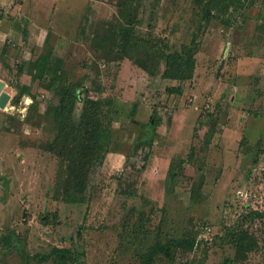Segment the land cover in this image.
<instances>
[{"label":"rangeland","instance_id":"rangeland-1","mask_svg":"<svg viewBox=\"0 0 264 264\" xmlns=\"http://www.w3.org/2000/svg\"><path fill=\"white\" fill-rule=\"evenodd\" d=\"M117 1L0 0L1 92L9 95L0 107V237L16 243L7 249L0 241V264H57V256L26 259L53 248L72 253L65 264H130L156 234L164 241L188 231L206 243L156 264H264V217L250 216L264 213L262 0L236 2L237 9L206 26L193 77L179 95L165 92L175 80L152 76L130 59H102L89 46L93 26L120 20ZM138 3L137 36L164 38L175 48L189 42L200 18L192 0ZM40 55L52 63L60 59L70 81L91 89L104 85L117 98L113 142L90 175L84 203L55 194L60 164L47 149L53 124L44 114L51 96L31 70L20 81L31 85L38 106L28 109L29 95L12 105L11 75ZM141 56L148 66L150 50ZM136 100L138 116L132 118ZM150 135L151 149L126 162L135 140ZM170 162L181 170L168 188ZM244 229L258 248L240 259L231 241Z\"/></svg>","mask_w":264,"mask_h":264},{"label":"trees","instance_id":"trees-1","mask_svg":"<svg viewBox=\"0 0 264 264\" xmlns=\"http://www.w3.org/2000/svg\"><path fill=\"white\" fill-rule=\"evenodd\" d=\"M192 1L199 9L200 18L186 44L181 43L175 48L168 45L164 38L159 39L152 35L147 38L137 36L135 27L139 24L138 0H118L120 20L116 19V22L93 26L89 46L102 59H112L117 62L130 59L145 68L152 76L175 80L177 85L166 87L165 92L168 95H179L182 92L181 84L193 77L194 56L200 50L206 26L213 19H220L221 15H226L231 9H237L236 2L241 0ZM261 4L264 8V0ZM3 14L4 11L0 10V17H3ZM8 45L7 43L3 45V53ZM145 48L150 50L148 58L151 61L148 66L141 59ZM29 65L27 70L17 66V71L11 75L16 88L12 105H17L22 96L29 95L32 97V102L28 109L35 110L38 106L36 96L31 93V85L20 81L21 75L31 70L33 79L37 80L38 85L51 96L44 104V114L51 119L53 124V136L47 143V149L58 156L60 164V171L54 185L55 194L56 196L61 195L69 203H84L90 175L94 168L102 163L113 142L114 118L119 112L117 98L104 85H96L95 89H91L82 81H70L65 78L60 59L52 63L48 56L40 55ZM52 98H56V102ZM137 102L138 100L134 101L130 111L132 118L137 112ZM28 120L29 117L25 119L27 122ZM154 126L155 123L150 128ZM151 132L153 134L152 130ZM152 143V135L144 139H136L126 155V162L139 152L151 149ZM148 154L149 152L145 153V160ZM187 156L192 157V148ZM248 156L253 157V155ZM180 170V166L170 162L166 175V187L169 188L171 183L179 177ZM250 216L262 218L264 213L254 211ZM196 238L197 233L188 231L182 237H169L161 241L156 234V240L146 246L144 252L138 256V262L130 264H156L158 260L163 259L173 261L178 250L192 251L198 247L199 243H206L202 239L197 241ZM0 241L7 249L16 247L14 238L11 236L4 235L0 237ZM231 242L235 257L240 259L258 248L256 239L248 229L233 234ZM25 254L23 251L22 255ZM53 256L59 259L57 264H65V260L73 255L67 249L53 248L48 255L30 256L26 254V259L44 261Z\"/></svg>","mask_w":264,"mask_h":264},{"label":"water","instance_id":"water-1","mask_svg":"<svg viewBox=\"0 0 264 264\" xmlns=\"http://www.w3.org/2000/svg\"><path fill=\"white\" fill-rule=\"evenodd\" d=\"M227 53H228V48L225 49L224 56H226ZM222 64H223V61H222L221 65H220V67H219V69L217 71V76L219 74V71H220V68H221ZM2 87H3V83L0 81V107H3L5 105L8 97H9V95L6 94L5 92H1V88ZM6 212H7V215H8V213H9L8 206H6ZM8 219H9V216H7L6 223L8 222Z\"/></svg>","mask_w":264,"mask_h":264},{"label":"crops","instance_id":"crops-1","mask_svg":"<svg viewBox=\"0 0 264 264\" xmlns=\"http://www.w3.org/2000/svg\"><path fill=\"white\" fill-rule=\"evenodd\" d=\"M90 1H95V0H90ZM5 9H2V11H4ZM138 116V110L136 112L135 118Z\"/></svg>","mask_w":264,"mask_h":264},{"label":"bare ground","instance_id":"bare-ground-1","mask_svg":"<svg viewBox=\"0 0 264 264\" xmlns=\"http://www.w3.org/2000/svg\"><path fill=\"white\" fill-rule=\"evenodd\" d=\"M23 98H24V97H23ZM24 99H25V98H24ZM26 101H27V100H26ZM26 101H25V102H26ZM10 104H11V103H10ZM23 110H24V109H23ZM23 110H22V111H23Z\"/></svg>","mask_w":264,"mask_h":264},{"label":"built area","instance_id":"built-area-1","mask_svg":"<svg viewBox=\"0 0 264 264\" xmlns=\"http://www.w3.org/2000/svg\"><path fill=\"white\" fill-rule=\"evenodd\" d=\"M14 107V106H13Z\"/></svg>","mask_w":264,"mask_h":264}]
</instances>
